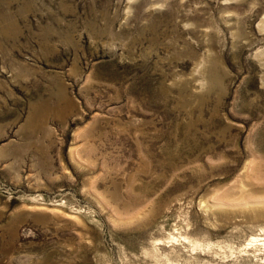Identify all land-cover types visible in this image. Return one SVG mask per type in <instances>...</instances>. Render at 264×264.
<instances>
[{"label":"rangeland","instance_id":"1","mask_svg":"<svg viewBox=\"0 0 264 264\" xmlns=\"http://www.w3.org/2000/svg\"><path fill=\"white\" fill-rule=\"evenodd\" d=\"M0 264H264V0H0Z\"/></svg>","mask_w":264,"mask_h":264}]
</instances>
